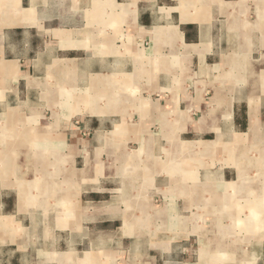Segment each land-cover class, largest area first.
Listing matches in <instances>:
<instances>
[{
	"label": "crops",
	"instance_id": "crops-1",
	"mask_svg": "<svg viewBox=\"0 0 264 264\" xmlns=\"http://www.w3.org/2000/svg\"><path fill=\"white\" fill-rule=\"evenodd\" d=\"M248 140L264 146V0H0L8 261L190 264L203 188L212 222L250 198L232 157ZM258 183L254 221L221 226L246 231L224 263L264 264Z\"/></svg>",
	"mask_w": 264,
	"mask_h": 264
},
{
	"label": "rangeland",
	"instance_id": "rangeland-1",
	"mask_svg": "<svg viewBox=\"0 0 264 264\" xmlns=\"http://www.w3.org/2000/svg\"><path fill=\"white\" fill-rule=\"evenodd\" d=\"M90 99H88V102L90 104V106H92L91 104L92 102V98L89 97ZM61 99L58 97H56V100L53 102L55 107H59L61 105ZM43 103V102H42ZM43 105H45V103H43ZM60 116V115H59ZM55 117V116H54ZM255 124V126H254ZM257 119L254 117L252 119V123H251V127L249 129V136L248 138H254V136L257 134ZM253 129V130H252ZM254 131V132H253ZM244 136H242L243 138ZM244 141V140H243ZM240 139H237L235 145L238 146L240 145ZM254 141H247L246 145L247 147H242L240 149V151H236L237 153L234 154L235 152H233L232 157L237 158V155L239 156V158L237 159L240 163L244 164V165H248L249 167H246L244 170H242L241 168H239V163L234 164L235 165V169L237 170V174H238V179L240 182V185L242 184L240 180L244 181V179H247V177H249V179L251 180L250 183L248 184V186L246 185V190L247 192L244 190V187L241 188L240 190L243 192V195H246L245 193H249L248 196H250L249 199L244 198V199H233V200H221L218 202L219 204H226L227 206H225L226 210H233V207H231V205L234 206V215L230 216L228 214H222L219 218L214 217V222H212V218H211V213H212V206H210V204L212 203V199H214V195L212 194L213 191H211L212 193L210 195H208V192L210 191L209 188H203V192L206 196L205 201H203V203L201 204L202 206V216L203 217V226L201 224V219L197 218H188L187 221V225H188V231L190 232L191 230H196V227H200L201 229L204 228V230H208L207 232H205L201 239H200V244H199V250H198V245L197 242H195L196 237L193 236L191 237L189 234H187V236H189V241L188 243L190 245H192V249L189 250V256H191V262L190 264H213V261H217V262H223L222 264H233V263H224V261L230 260L232 258H236L237 260L240 259L239 256H241V245L244 243L241 241L242 236L245 235V232L242 231H233V232H224L223 229L221 228V226H224L225 228H234V229H239L241 226H246L245 222H248V219H251V221L254 219L252 216L251 217H245L249 212V210H252V208L255 206L254 204H256V199H253V196H256V194H260L261 189L257 188L256 186V182L258 181V186L261 187L262 189H264V167L261 166L260 163L261 162V157H259L260 148H264V146H255L254 147ZM245 145V144H243ZM231 148H235L234 144L231 145ZM245 149V150H244ZM47 151V150H46ZM243 157V158H242ZM235 160V161H237ZM239 166V167H238ZM238 168V169H237ZM240 169V170H239ZM244 171H247V173H245L244 175L240 174L241 172L244 173ZM234 172V176H235V171ZM250 174V175H249ZM249 175V176H248ZM235 185V184H234ZM256 185V186H255ZM233 186V185H231ZM260 189V191H259ZM236 193V192H235ZM241 195V194H239ZM238 195H234V197H237ZM216 199V198H215ZM215 204V202H214ZM199 206V205H198ZM200 207V206H199ZM228 208V209H227ZM254 209V208H253ZM242 213H244V215H242ZM194 216V215H192ZM215 227V229H213ZM219 227L221 229H219ZM226 230V229H225ZM192 243V244H191ZM66 244V243H65ZM234 246H239L238 248H231ZM206 247V248H205ZM224 247V250H222V248ZM228 247V248H226ZM231 248V249H230ZM237 248V249H236ZM205 249V250H204ZM231 250V257H226V255H223V252H229ZM222 250V251H221ZM237 253L236 255H234L233 253ZM204 252V253H203ZM12 253L11 251H9V254L6 252H1L0 251V264H21V261L18 260H13V261H8V257L11 256ZM199 257V260H198ZM230 258V259H229ZM36 261L32 260V258L30 259V264H34ZM236 264H245V263H236Z\"/></svg>",
	"mask_w": 264,
	"mask_h": 264
},
{
	"label": "bare ground",
	"instance_id": "bare-ground-1",
	"mask_svg": "<svg viewBox=\"0 0 264 264\" xmlns=\"http://www.w3.org/2000/svg\"><path fill=\"white\" fill-rule=\"evenodd\" d=\"M90 99V98H89ZM257 119V118H256ZM257 125V124H256ZM254 126H255V124H254ZM253 130V129H252ZM254 132V131H253ZM249 136V135H248ZM261 154V153H260ZM261 163V162H260ZM263 164V163H262ZM242 166V165H241ZM239 167V166H238ZM240 168V167H239ZM238 169V168H237ZM240 170V169H239ZM243 170V169H242ZM247 172V171H246ZM241 174V173H240ZM250 175V174H249ZM248 175V176H249ZM238 176V175H237ZM239 177V176H238ZM240 179V178H239ZM240 181H242V180H240ZM240 183V182H239ZM250 184V183H249ZM234 185V184H233ZM248 186V185H247ZM246 188V187H245ZM250 193V192H249ZM252 221H254V219L252 220Z\"/></svg>",
	"mask_w": 264,
	"mask_h": 264
}]
</instances>
